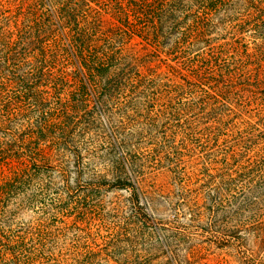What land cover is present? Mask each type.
Instances as JSON below:
<instances>
[{"label":"trees","instance_id":"obj_1","mask_svg":"<svg viewBox=\"0 0 264 264\" xmlns=\"http://www.w3.org/2000/svg\"><path fill=\"white\" fill-rule=\"evenodd\" d=\"M89 115L214 137L113 148L91 175L79 149L24 146ZM249 165L264 176V0H0V264H98L79 259L102 254L85 177L139 204L152 166L243 191Z\"/></svg>","mask_w":264,"mask_h":264},{"label":"rangeland","instance_id":"obj_2","mask_svg":"<svg viewBox=\"0 0 264 264\" xmlns=\"http://www.w3.org/2000/svg\"><path fill=\"white\" fill-rule=\"evenodd\" d=\"M78 120L82 123L73 131H25L33 137L24 146L79 149L91 175L110 165L113 148L176 150L182 140L214 137L205 131H106L97 117ZM225 139H219L220 147ZM218 173L211 179L213 188L207 189L203 177L188 179L152 166L144 175L139 204L132 202L130 191L100 188L85 177L78 188L87 206L95 205L90 209L95 218L92 230L102 254L79 259L98 264H264V176L256 165H249L242 174L243 179L246 173L247 188L233 191L234 185L222 183ZM214 187H220L221 194L213 192Z\"/></svg>","mask_w":264,"mask_h":264}]
</instances>
